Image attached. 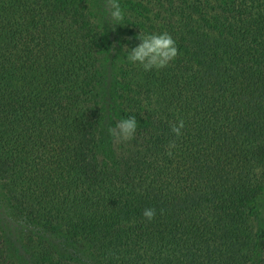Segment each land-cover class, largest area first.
<instances>
[{"label":"trees","instance_id":"1","mask_svg":"<svg viewBox=\"0 0 264 264\" xmlns=\"http://www.w3.org/2000/svg\"><path fill=\"white\" fill-rule=\"evenodd\" d=\"M119 2L111 73L94 0H0V182L30 264H264V0ZM140 32L176 59L129 62ZM11 237L0 264H21Z\"/></svg>","mask_w":264,"mask_h":264},{"label":"clouds","instance_id":"2","mask_svg":"<svg viewBox=\"0 0 264 264\" xmlns=\"http://www.w3.org/2000/svg\"><path fill=\"white\" fill-rule=\"evenodd\" d=\"M105 9L107 11L106 20L114 27L116 24H123L124 11L121 8L119 0H105ZM138 39L140 43L127 51V60L132 63H138L145 71L153 68L161 69L169 66L178 56V48L175 39L168 33H150L140 32ZM184 120L180 119L170 125L171 131L176 137L182 135ZM138 129V122L135 117L128 116L118 120L114 127H108V134L117 143L131 141L135 138ZM176 141L172 140L168 144L167 155H172V149L176 148ZM156 215L154 208H146L143 216L151 221Z\"/></svg>","mask_w":264,"mask_h":264},{"label":"rangeland","instance_id":"3","mask_svg":"<svg viewBox=\"0 0 264 264\" xmlns=\"http://www.w3.org/2000/svg\"><path fill=\"white\" fill-rule=\"evenodd\" d=\"M94 6L98 15L99 23L102 25L106 37L109 40V55L106 57V64L108 71H115L117 65L122 62L124 56V49L122 41L125 37V27L123 24H116L114 27L106 20L107 11L105 9V0H94ZM110 86H106L105 91H109ZM261 222L264 221V192L259 201ZM10 204L6 198L1 182H0V230L6 233L7 236L11 237L13 244L10 246V250L13 253V258L18 260L21 264H30L33 258L27 251L26 235L28 229L20 221L18 215L9 212Z\"/></svg>","mask_w":264,"mask_h":264}]
</instances>
